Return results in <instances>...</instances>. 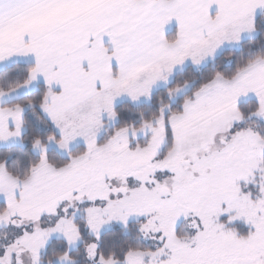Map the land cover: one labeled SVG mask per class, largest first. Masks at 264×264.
<instances>
[{
  "label": "snow or ice",
  "instance_id": "6c2138e0",
  "mask_svg": "<svg viewBox=\"0 0 264 264\" xmlns=\"http://www.w3.org/2000/svg\"><path fill=\"white\" fill-rule=\"evenodd\" d=\"M0 264H264V0H0Z\"/></svg>",
  "mask_w": 264,
  "mask_h": 264
}]
</instances>
